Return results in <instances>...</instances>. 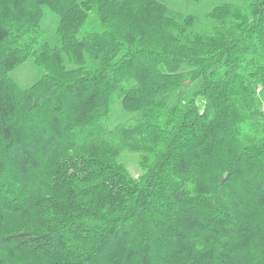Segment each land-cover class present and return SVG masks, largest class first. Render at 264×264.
Here are the masks:
<instances>
[{
    "label": "trees",
    "instance_id": "16d2710c",
    "mask_svg": "<svg viewBox=\"0 0 264 264\" xmlns=\"http://www.w3.org/2000/svg\"><path fill=\"white\" fill-rule=\"evenodd\" d=\"M262 101L264 0H0V264H264Z\"/></svg>",
    "mask_w": 264,
    "mask_h": 264
},
{
    "label": "rangeland",
    "instance_id": "374dc122",
    "mask_svg": "<svg viewBox=\"0 0 264 264\" xmlns=\"http://www.w3.org/2000/svg\"><path fill=\"white\" fill-rule=\"evenodd\" d=\"M164 5H166L169 13H181L189 14L202 18L204 14L214 5L218 3H238L243 0H158ZM58 17L47 16L42 20V28L45 31L43 41L52 43V36L56 28ZM44 73L43 69L37 66L32 57L29 56L27 59L19 66L12 69L9 73L10 77L14 79L18 85L22 88L30 87L34 82H36ZM196 88V82L187 83L184 85L177 93H175L169 99V106L175 104H180L184 106L188 101L190 94ZM132 116V115H131ZM130 117L129 114L122 110L120 100H116L112 106V117L109 120V127H113L118 123H121ZM120 161L125 164L129 173L136 177L141 174V169L137 163V156L133 153L123 152L120 157Z\"/></svg>",
    "mask_w": 264,
    "mask_h": 264
},
{
    "label": "built area",
    "instance_id": "2783aa9c",
    "mask_svg": "<svg viewBox=\"0 0 264 264\" xmlns=\"http://www.w3.org/2000/svg\"><path fill=\"white\" fill-rule=\"evenodd\" d=\"M260 109H261V111L264 113V101L261 102V104H260Z\"/></svg>",
    "mask_w": 264,
    "mask_h": 264
},
{
    "label": "water",
    "instance_id": "95a60500",
    "mask_svg": "<svg viewBox=\"0 0 264 264\" xmlns=\"http://www.w3.org/2000/svg\"><path fill=\"white\" fill-rule=\"evenodd\" d=\"M225 177H226V173H224V174H223V177H222V179H225Z\"/></svg>",
    "mask_w": 264,
    "mask_h": 264
}]
</instances>
